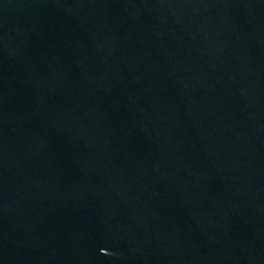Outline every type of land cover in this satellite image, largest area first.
<instances>
[{
  "label": "water",
  "instance_id": "95a60500",
  "mask_svg": "<svg viewBox=\"0 0 264 264\" xmlns=\"http://www.w3.org/2000/svg\"><path fill=\"white\" fill-rule=\"evenodd\" d=\"M0 264H264V0H0Z\"/></svg>",
  "mask_w": 264,
  "mask_h": 264
}]
</instances>
